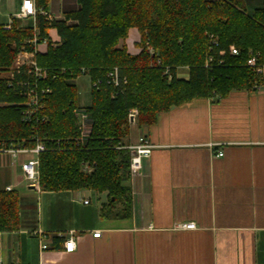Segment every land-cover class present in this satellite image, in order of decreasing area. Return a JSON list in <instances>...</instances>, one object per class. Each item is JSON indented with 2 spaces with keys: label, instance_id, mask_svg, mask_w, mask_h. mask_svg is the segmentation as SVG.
<instances>
[{
  "label": "trees",
  "instance_id": "trees-1",
  "mask_svg": "<svg viewBox=\"0 0 264 264\" xmlns=\"http://www.w3.org/2000/svg\"><path fill=\"white\" fill-rule=\"evenodd\" d=\"M48 3L36 0L45 9ZM78 5L52 21L37 15L39 40L49 39L37 60L49 74L43 83L51 87L40 120H23L15 105L22 98L8 86V76L0 77V148H33L38 139L46 142L47 149L39 154L43 189L107 192L101 216L128 217L131 153L125 146L132 129L130 109H138V126H151L174 105L263 85L264 78L247 59L252 50L264 63V6L247 13L241 0H78ZM53 28L58 42L50 37ZM131 28L141 36L138 54H131L126 45ZM34 33L32 24L0 25V72L10 71L22 47L32 48L28 41ZM231 45L239 55L230 53ZM180 66L190 68L189 79L177 77ZM114 67L128 79L122 88L107 82ZM83 69L91 80H102L93 87L88 107L79 105L74 83ZM77 110L90 117L84 143L79 142ZM83 161L94 166L91 173L81 170ZM19 224L18 191L0 190V232L18 229Z\"/></svg>",
  "mask_w": 264,
  "mask_h": 264
},
{
  "label": "crops",
  "instance_id": "crops-1",
  "mask_svg": "<svg viewBox=\"0 0 264 264\" xmlns=\"http://www.w3.org/2000/svg\"><path fill=\"white\" fill-rule=\"evenodd\" d=\"M22 1L0 0V25L30 20L18 16ZM262 6L264 0H241L247 13ZM78 7V0H49L47 10L63 18ZM140 41L131 28V54L141 52ZM176 73L189 79L190 68ZM142 131L154 147L129 181L128 217L101 216L107 192L31 184L23 164L35 153L0 148V190L18 191L20 216L18 229L0 232L2 264H264V84L174 105L151 126L132 125L128 144ZM185 222L196 228L179 226ZM38 229L65 236L41 252ZM70 231L74 252L64 250Z\"/></svg>",
  "mask_w": 264,
  "mask_h": 264
},
{
  "label": "built area",
  "instance_id": "built-area-1",
  "mask_svg": "<svg viewBox=\"0 0 264 264\" xmlns=\"http://www.w3.org/2000/svg\"><path fill=\"white\" fill-rule=\"evenodd\" d=\"M42 15L46 20L52 21L56 17L53 16L47 9L38 7L36 0H23L18 16L20 18H30L32 19V26L34 28V36L29 39L28 44L32 45L31 49H25L22 47L18 52L14 64L7 77L8 86L15 88L17 93H19L22 98L21 101L16 102L15 105L20 107L21 115L24 121L33 122L35 120H40L42 118L41 109L43 108V101L45 96L51 91V87L46 86L45 82L49 78V74L46 68L42 67L38 60L37 56L40 53L46 51L49 39L45 37L42 41L39 40V28L37 26V15ZM11 22L5 24V28L11 27ZM212 42L215 46H218L217 37L213 34L210 35ZM229 51L232 55H239L240 51L234 45H231ZM224 53V51H221ZM212 60L210 57L207 60L206 66L209 65V62ZM247 65L254 69V71L262 78H264V63H259L257 56L249 51V57L247 59ZM86 69L82 70V74H86ZM54 77V75H53ZM127 77L121 73V70L118 67H114L107 74V82L113 85L116 88H122L127 84ZM102 83L101 79L91 80L92 87H98ZM259 88V86H257ZM138 109L132 108L129 111V117L132 125H137ZM77 128L80 132L79 142L84 143L85 138L88 136L89 132V123L90 117L84 110H77ZM45 119V117H43ZM146 128L147 126H142ZM154 145L150 142L147 134L142 131L139 135L138 141L133 144H128L125 148L129 149L131 153L130 159V173L131 177L136 176L140 173L143 167L144 159L149 158L152 153V148ZM2 149L10 152L12 155L16 156L18 152H33L35 157L28 160L23 164V172L25 178L31 184H39L40 172H39V154L47 149V143L38 139L36 145L33 148H26L24 146H10V147H1ZM223 151H218L216 156H222ZM81 170L85 173H91L94 170V166L90 164L89 161H83L81 165ZM11 187H8L7 190H11ZM84 203H89L90 199H84ZM182 228H196L195 222H185L179 224ZM34 235L39 239V245L41 252L53 248V239L54 237L65 236L63 233L57 232L51 234L42 229L35 230ZM102 234L101 230H96L93 232L94 237H100ZM77 248L76 236L74 231H70L69 235L65 238L64 241V250L66 252H74ZM2 256L0 254V264H2Z\"/></svg>",
  "mask_w": 264,
  "mask_h": 264
},
{
  "label": "rangeland",
  "instance_id": "rangeland-1",
  "mask_svg": "<svg viewBox=\"0 0 264 264\" xmlns=\"http://www.w3.org/2000/svg\"><path fill=\"white\" fill-rule=\"evenodd\" d=\"M32 23V19H30L27 23L24 25H28ZM50 32V31H49ZM50 37L52 38L53 41H56L59 38V35L57 33V30L54 28L50 32ZM14 64V63H13ZM9 75L8 72H0V77H7ZM74 83L76 84L77 91H78V103L81 107H88L92 103V84H91V78L87 74H81L78 76L75 80Z\"/></svg>",
  "mask_w": 264,
  "mask_h": 264
}]
</instances>
